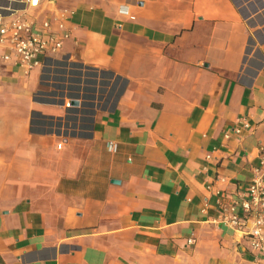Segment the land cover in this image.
Listing matches in <instances>:
<instances>
[{"label": "crops", "instance_id": "obj_1", "mask_svg": "<svg viewBox=\"0 0 264 264\" xmlns=\"http://www.w3.org/2000/svg\"><path fill=\"white\" fill-rule=\"evenodd\" d=\"M57 8L70 64L0 57V264H264L222 219L264 168V0Z\"/></svg>", "mask_w": 264, "mask_h": 264}, {"label": "built area", "instance_id": "obj_2", "mask_svg": "<svg viewBox=\"0 0 264 264\" xmlns=\"http://www.w3.org/2000/svg\"><path fill=\"white\" fill-rule=\"evenodd\" d=\"M54 3V0H20V4L6 12H0V48L5 51L0 55L4 61L13 60L26 68L40 66L42 71H52L60 67L59 63L70 64L69 54L61 56L62 40L68 36L65 29L71 11L62 8L53 14L38 19L36 16L27 15L30 9H39L42 4ZM42 72V73H43ZM45 73L41 82L45 85L52 84L53 75ZM117 84V83H116ZM76 94L65 92L61 99L66 108H70ZM243 123L242 127L247 128ZM240 133V127L232 130ZM109 151H115L116 143H107ZM60 148V143L57 144ZM231 205L229 214L223 216V221L234 229L240 231L248 240L253 250L264 251V168L252 177L247 185L242 200ZM238 205V209L236 208ZM188 242L191 244L192 240Z\"/></svg>", "mask_w": 264, "mask_h": 264}]
</instances>
